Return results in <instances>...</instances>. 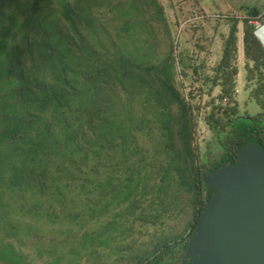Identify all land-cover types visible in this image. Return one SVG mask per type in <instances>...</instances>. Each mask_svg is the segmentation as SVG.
I'll return each mask as SVG.
<instances>
[{
	"label": "trees",
	"instance_id": "1",
	"mask_svg": "<svg viewBox=\"0 0 264 264\" xmlns=\"http://www.w3.org/2000/svg\"><path fill=\"white\" fill-rule=\"evenodd\" d=\"M238 15L218 64H191L203 87L219 89L201 112L211 139L198 164V111L176 82L180 60L158 0H0V264H27L32 219L54 222L58 205L75 220L68 209L95 207L101 188L143 190L153 173L158 192L177 179L194 192L188 236L153 256L177 264L203 209V173L239 148L240 38L245 86L264 110V46L250 22L262 14ZM253 122L245 135L264 148V112Z\"/></svg>",
	"mask_w": 264,
	"mask_h": 264
},
{
	"label": "rangeland",
	"instance_id": "2",
	"mask_svg": "<svg viewBox=\"0 0 264 264\" xmlns=\"http://www.w3.org/2000/svg\"><path fill=\"white\" fill-rule=\"evenodd\" d=\"M247 1L250 4H242L243 7L236 12H243L245 7H255L251 2L257 3L259 0ZM208 9L206 12H164L176 48L174 53L180 60L176 82L184 98L198 111L195 138L198 164L205 158L206 145L211 139V132L204 124L201 112L205 109V103L216 98L219 91L218 87L211 90L203 87L202 79L195 78L192 72L191 64L197 59L196 48L207 44L205 35L197 31L199 27H194V24L207 25V21H210L213 23H209V26L215 24L217 31L228 33L232 18L227 16L235 13L213 6ZM152 11L154 8L151 6L146 12ZM250 22L259 26V20ZM186 36L189 41L185 40ZM256 36L259 38V27ZM182 41L186 42L185 45H182ZM218 47L219 40L215 42L214 50ZM218 52L221 53L220 48ZM215 66L208 63L203 65L206 69ZM240 83L242 90L234 96L238 104L235 124L239 148L246 144V130L264 112L249 96L245 80ZM158 176V173L151 174L143 190L133 186L101 188L97 192L95 207L79 203L68 209L72 215H76L75 220H68L58 205L52 208L57 212L54 222L47 220L40 226L41 223L37 225L32 219L36 228L27 237V246L23 247L27 264H155L158 256H153L157 248L170 241L175 242L181 233L191 229L195 208L194 192L189 182L177 179L167 192H158ZM163 187L166 188L165 185ZM50 240L56 242L57 249L53 248Z\"/></svg>",
	"mask_w": 264,
	"mask_h": 264
},
{
	"label": "water",
	"instance_id": "3",
	"mask_svg": "<svg viewBox=\"0 0 264 264\" xmlns=\"http://www.w3.org/2000/svg\"><path fill=\"white\" fill-rule=\"evenodd\" d=\"M247 147L211 175L216 192L186 244L188 264H264V148Z\"/></svg>",
	"mask_w": 264,
	"mask_h": 264
},
{
	"label": "crops",
	"instance_id": "4",
	"mask_svg": "<svg viewBox=\"0 0 264 264\" xmlns=\"http://www.w3.org/2000/svg\"><path fill=\"white\" fill-rule=\"evenodd\" d=\"M158 1L163 8V12H196V11L206 12L207 10H209L208 8L212 6L214 8H222L223 10H226V9L233 10V12L235 13L227 17L238 18L240 20L238 24L239 27H241V15H238V12L236 11L237 9L243 7L242 4H250L249 1L247 0H158ZM251 3L255 4L254 5L255 7L253 8L254 9L256 8V10L260 14H262L259 19V40L264 46V0H259L257 3H253V2ZM218 4H220L221 6ZM257 8H259V10ZM207 23H208L207 25L206 24L204 25V23L200 24L198 22L197 24H194V27H199L198 28L199 30L197 31H202L201 33H203L205 35V38L207 39V45H205V48L207 49V51H204L202 52V54L197 55V59L195 60V62L199 63L202 60L203 64L208 63L211 65L212 64L216 65L218 64L221 58L224 40L227 37L228 33L217 31L215 24L213 25V27L209 26L213 22L207 21ZM187 38L188 37L186 36L185 40H188ZM217 40H219V47L215 51L214 46ZM185 43H186L185 41L184 42L182 41V45H185ZM238 47H239V50H238V54L236 58V63L239 66L238 79L240 80V82H242V80H244V77H245V70L243 67H240V66H243L247 60L243 53L241 38L239 39ZM193 48L195 49L196 47L193 46ZM219 48H220L221 53L218 52ZM214 54L216 55L214 56ZM189 232L190 230L187 229L184 233H181L176 238L175 241L177 242L179 238H186ZM181 242L182 241L178 242L177 245L178 244L181 245L182 244ZM170 243L173 244L174 241L168 242V244Z\"/></svg>",
	"mask_w": 264,
	"mask_h": 264
},
{
	"label": "flooded vegetation",
	"instance_id": "5",
	"mask_svg": "<svg viewBox=\"0 0 264 264\" xmlns=\"http://www.w3.org/2000/svg\"><path fill=\"white\" fill-rule=\"evenodd\" d=\"M245 136H246V135H245ZM245 142H246V144H242L241 147H243V146H248L247 148H249V149H251L252 146H260V147H262L260 144H258L256 141H254L250 136H247V139H246ZM262 148H263V147H262ZM238 149H239V148H238ZM238 149H237V151L235 150V152H234L233 155H228L227 158H226L221 164H219V165L216 166L215 168H211V169L209 170L208 173H207V171H206L205 174L203 173V175L207 178V181L204 179V193H203V197L205 198V202H204V204H203L202 212H203V210H204V208H205V206H206V202H207V200L210 198V196H211L214 192H216V190H213V189H211V188L208 186V181H209L211 175H212V174H213L218 168H221V167H223V166H225V165H229V164H235V163H236V158H237L236 156H237ZM256 173H257V172H256ZM202 212H201V214H202ZM200 216H201V215H200ZM199 218H200V217H199ZM198 221H199V219L197 220V222H196V224H195V227H196ZM195 227L193 228V230H192V232H191V234H190V236H189L187 242H185V244L188 243V242L190 241L191 236H192V234L194 233ZM185 244H183V251L181 252V257L179 258L177 264H188V263L190 262V259H191L190 256H186V254H185V247H186Z\"/></svg>",
	"mask_w": 264,
	"mask_h": 264
},
{
	"label": "built area",
	"instance_id": "6",
	"mask_svg": "<svg viewBox=\"0 0 264 264\" xmlns=\"http://www.w3.org/2000/svg\"><path fill=\"white\" fill-rule=\"evenodd\" d=\"M179 72H180V70H179ZM181 77H182V75H181ZM241 90H242V86H241L240 80L238 79L237 84H236L235 89H234V94L239 93ZM225 101H226V99L224 98L223 102H225Z\"/></svg>",
	"mask_w": 264,
	"mask_h": 264
}]
</instances>
